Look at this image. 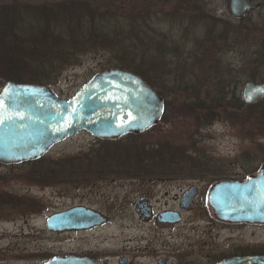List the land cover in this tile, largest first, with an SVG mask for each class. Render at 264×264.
<instances>
[{"label":"rangeland","instance_id":"obj_1","mask_svg":"<svg viewBox=\"0 0 264 264\" xmlns=\"http://www.w3.org/2000/svg\"><path fill=\"white\" fill-rule=\"evenodd\" d=\"M69 1L0 0V7L12 12L11 43L35 46L38 37L46 43H38L43 48L39 61L56 71L48 72L51 78L44 85L61 98L73 97L94 75L122 62L125 32L134 28V65L147 72L170 105L153 128L121 137L113 146L82 131L54 144L42 163L0 162V264H43L89 247L90 233L59 234L47 226L51 215L77 205L109 212L111 221L93 234V242L105 243L110 252L115 248L118 255H131L148 244L154 227L125 210L119 213L115 205L148 190L162 194L169 188L175 194L178 185L184 187L194 177L207 190L211 182L205 179L242 177L264 163V99L237 106L233 117L220 107L232 93L218 102V91L229 81L239 80V97L248 77L256 74L264 81V62L257 60L264 57V0L245 20L231 14L229 0H193L190 4H199L195 9L181 0H78L80 6ZM71 30L76 34L70 35L69 51L61 58L56 37L69 38ZM210 42L219 47L217 55L221 46L226 49L222 57H210L201 48ZM143 46L146 59L139 57ZM190 50L192 61L187 60ZM188 98L191 108L185 110ZM136 146L140 153H132ZM141 153L144 156L138 157ZM113 155L131 158L127 166H119ZM151 168L158 173L149 172ZM217 227L209 216L188 217L173 229L182 237L166 240L193 252L213 242ZM230 231L238 238L251 232L253 240L264 238V228L254 227L230 229L222 237Z\"/></svg>","mask_w":264,"mask_h":264},{"label":"water","instance_id":"obj_2","mask_svg":"<svg viewBox=\"0 0 264 264\" xmlns=\"http://www.w3.org/2000/svg\"><path fill=\"white\" fill-rule=\"evenodd\" d=\"M229 10L244 19L259 7L254 0H229ZM244 103L264 99V81L249 79L241 86ZM0 162L21 164L45 156L52 146L82 131L99 139L142 133L165 113L164 98L139 74L123 67L94 75L70 98L59 97L44 84L9 81L0 91ZM209 205L221 220L264 223V165L244 180H221L209 193ZM98 214L74 207L53 214L50 229L71 228L76 221ZM97 216V215H96ZM84 258L54 257L46 264H86ZM221 264H242L239 259Z\"/></svg>","mask_w":264,"mask_h":264},{"label":"flooded vegetation","instance_id":"obj_3","mask_svg":"<svg viewBox=\"0 0 264 264\" xmlns=\"http://www.w3.org/2000/svg\"><path fill=\"white\" fill-rule=\"evenodd\" d=\"M181 3L186 5L188 1L181 0ZM254 4H259V7L252 9L248 17L238 19H248L255 11L261 9L263 5L259 0H254ZM209 45L210 46H205L202 44L201 48L204 50L207 49L205 50L206 52H209V54H212L214 57L215 55L218 57L217 49L219 47L216 45V42H210ZM156 91L161 95L157 89ZM162 97L165 100L167 109V99L164 96ZM263 165L264 163L251 173L242 177L222 178L216 176V178H218L214 180L204 178L207 183L211 182L207 186V190L202 186V182H199V180H196L194 177L190 184H185L184 187L178 185L179 192L175 194H172V189L169 188H165L162 194H160L158 190L156 194L148 190V192L145 191L139 194L134 200L125 202L122 205H115L114 208L118 209L119 213L126 211L127 214L136 216L139 221L148 223L154 227L151 234L152 236L148 239V244L144 247L136 248L135 251H132L131 255H118L113 252L116 251L115 248H111L110 252V249L104 245L105 243H99L97 242L98 240L93 242V238H97L93 234L99 229L102 230L106 228L107 224L111 221L112 215L109 212L104 211L103 208H95L93 206H74L85 207L98 214H96L97 216L91 214L87 219L76 221L73 227L63 230L58 229L56 233H90L92 238H90L91 245L85 250L70 251L53 256L45 260L43 264H46V262L54 257L65 258L70 256L84 258L86 261L83 262H86V264H221L225 261L236 259H239L242 264H264V238L258 236L259 238L253 240L252 237H256L253 236L255 234L253 232L248 236L241 235L238 238L235 231H230L228 236L222 237L223 233L230 229L234 230L252 227L262 229L264 228V223L224 221L215 216L213 209H211L209 205V193L215 183L221 180H244L253 174H257ZM148 171L154 174L157 172L155 168H151ZM158 179L162 178L160 177ZM175 180L177 182V179ZM169 185L173 184L171 183ZM208 216L215 225L218 226L217 229L219 228V230L214 235L213 242L205 244L206 246L201 245L200 248L197 247V250L199 248L198 251L195 249V251L191 252L189 251L190 249L183 247L174 248V246L166 240L167 237L172 240L175 239V237H182L179 231L173 232V229L178 226L181 227L183 223H185L186 218L190 217L204 220V218ZM103 233L105 240H107V231L104 230ZM161 242L163 243L161 244Z\"/></svg>","mask_w":264,"mask_h":264},{"label":"trees","instance_id":"obj_4","mask_svg":"<svg viewBox=\"0 0 264 264\" xmlns=\"http://www.w3.org/2000/svg\"><path fill=\"white\" fill-rule=\"evenodd\" d=\"M188 1L187 5H190L189 8H198L199 4L195 3V4H190L191 1L193 0H186ZM76 4V6H80L81 3L78 0H70L69 4ZM202 6V4H201ZM87 9V6H84ZM82 7V8H84ZM89 13V12H88ZM86 13V14H88ZM12 15V12L10 10V8L8 6H1L0 7V86H3L5 83L9 82V81H16L19 83H35V84H47L50 81L51 76L48 74V72H55L56 69L54 68H49L45 63H41V61H39L40 59V52L43 49L41 44L43 45L44 43V47L46 45V43L44 41H40L38 37V41L36 42L35 46H29L26 42L25 44H16V43H11L10 41V35H12V33H9V31L12 30L9 29L11 26V18L10 16ZM207 16L209 15L206 14ZM80 27L83 28V25H81ZM77 27V28H80ZM96 31V30H95ZM98 32V31H97ZM108 32V31H107ZM113 32V31H112ZM9 33V34H8ZM133 33H135V29L131 28L129 30H126L125 34H127L126 36H124L126 38V40H124V43L122 45V50L120 51V59L122 60L121 63H118L115 67H123L126 68L132 72H135L137 74H139L140 76H142L143 78L146 79V81L148 82V84L154 88L155 85L154 83L151 81L150 76L147 74L146 71H143L141 69H139L138 66H136V64L134 65V58H136L137 54H138V45L135 42H131L132 41V37H133ZM46 34V32H45ZM75 32L74 34L72 33V30L68 32V36L69 38L63 37V36H58L56 37L57 40H55V42L58 43L59 48L61 51L60 56L61 58L64 57L66 52L69 51V44L67 43L68 41L72 43V39H70V35H72L73 37L75 36ZM123 34V33H122ZM123 34V35H125ZM46 35H49L46 34ZM109 32L108 35L104 33L103 37L106 39L109 36ZM72 38V37H71ZM68 40V41H67ZM74 40V39H73ZM41 44H38V43ZM50 48L53 50V46L51 45ZM142 50L141 54L139 55V57H141L142 59H146L147 58V52L143 47L140 48ZM221 49V50H220ZM219 49V55L218 57H222L223 53H224V47L221 46V48ZM226 50V49H225ZM137 53V54H136ZM258 54V53H257ZM212 57V55L210 56ZM264 58L263 56H258L259 61H261L262 63L264 61H262L261 59ZM193 60V55L191 53V50L189 51L188 55H187V60ZM33 60V61H32ZM38 60V62H37ZM35 68V69H32ZM109 68V67H108ZM31 71V74H27V71ZM29 73V72H28ZM256 73V72H255ZM249 79H254V80H258L259 77H257L256 74H254L252 77H248L247 80ZM246 81V80H244ZM239 82V80H238ZM237 81H235V79L231 82L229 81L226 85V88H222L221 90L218 91L219 95H220V100L218 97V102H222V100L228 96V94L232 93V97L230 98V100L228 101L227 104L221 103L220 107L222 108H227L228 111V115L229 116H234V111L236 110L237 106H245L246 103H244L242 101V98L239 97L237 95V89H238V83ZM157 89V88H156ZM158 90V89H157ZM158 92L164 96L165 98L167 97L166 94L161 91L158 90ZM189 98L186 99V104H185V110H190V106L191 104H189ZM258 104V103H257ZM170 105V101H167V109L168 110ZM252 105H256V104H249V106ZM219 107V106H217ZM216 107V108H217ZM166 115V113H165ZM164 115V117H165ZM163 117V118H164ZM132 135V136H137L135 133H130L127 136ZM103 143H105L106 145H114V143L121 141V138L118 139H100ZM141 150L140 148H138L137 146L134 147L133 152L132 153H140ZM140 156H144L142 153ZM125 156H118L117 155H113V161L117 162V164L119 166H127L128 162L130 160V158H128L127 160H124ZM45 160V156L41 157L40 159L37 160H32V161H26V163H42Z\"/></svg>","mask_w":264,"mask_h":264},{"label":"snow or ice","instance_id":"obj_5","mask_svg":"<svg viewBox=\"0 0 264 264\" xmlns=\"http://www.w3.org/2000/svg\"><path fill=\"white\" fill-rule=\"evenodd\" d=\"M0 108H2V104H0ZM0 122H2V120H0Z\"/></svg>","mask_w":264,"mask_h":264}]
</instances>
